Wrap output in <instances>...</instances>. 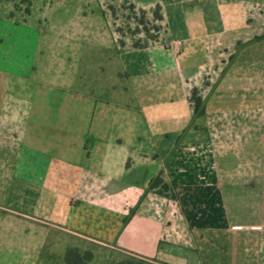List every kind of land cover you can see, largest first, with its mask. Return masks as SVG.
I'll return each mask as SVG.
<instances>
[{
  "label": "crops",
  "instance_id": "crops-1",
  "mask_svg": "<svg viewBox=\"0 0 264 264\" xmlns=\"http://www.w3.org/2000/svg\"><path fill=\"white\" fill-rule=\"evenodd\" d=\"M252 3L160 1L165 31L171 14L184 28L168 45L163 30L75 64L43 53L39 70L38 39L22 50L0 32V264H65L69 246L92 250L88 264H264V83L240 64L262 61ZM223 46L242 85L225 84ZM160 172L176 198L146 193Z\"/></svg>",
  "mask_w": 264,
  "mask_h": 264
},
{
  "label": "rangeland",
  "instance_id": "rangeland-1",
  "mask_svg": "<svg viewBox=\"0 0 264 264\" xmlns=\"http://www.w3.org/2000/svg\"><path fill=\"white\" fill-rule=\"evenodd\" d=\"M160 1L165 0H0V22L6 21V19L16 22L14 26L9 24L6 30L0 27V32L6 31L8 40L18 38L23 43L20 45L22 50L30 49L38 39L40 52L37 60L34 59L36 70L40 69L39 61L42 60L43 53L60 54L68 61L71 59V62L75 64L78 63V55L81 51L92 52L93 56L95 55L94 47L101 45L104 47L101 52L110 54L109 49L113 50L117 45L124 46L122 41H126L127 38H135L132 42V46L135 47V42L146 43L148 40L156 38L163 30L161 40L168 45L173 35L176 33L180 35L184 28L171 14L168 20V31H165L162 20L154 13ZM252 2L253 6L255 2L257 6L251 9L253 10L251 14L262 13L264 15V0H252ZM253 31L257 32V36L263 35L264 26L252 29ZM243 44L248 43H238L237 49L241 50ZM226 51L224 46L219 49L220 53ZM152 53L155 58V52ZM226 53L223 58L225 60L223 61L225 64L223 72H226L225 84L232 83L237 86L239 82L242 85V81L238 80V76L235 75V71L242 70L245 71L246 83H248L250 81L248 72L253 71L254 67L257 70H262L261 77L256 76V82L262 80L264 83V42L262 49L257 50V53L262 55V61L257 60L256 63L253 61L249 64L248 59H244L245 56H243L240 60V64L243 65L242 70L239 67L229 69L235 55L230 56L232 53L229 54L228 51ZM235 53L238 51L236 50ZM247 53L249 52L247 51ZM157 58L156 61L159 60ZM161 60L168 66L175 65L173 56ZM43 61L45 62L44 58ZM76 68V66L68 67L64 74H68V71L72 72ZM241 79H243V75ZM251 94L247 92V98H250ZM180 141L177 139L176 145ZM3 244L0 245L3 250L0 254L8 252L10 249ZM19 244L22 243L18 242L17 252L12 253V257L17 258L22 254ZM129 258H131L130 255L119 253L112 264Z\"/></svg>",
  "mask_w": 264,
  "mask_h": 264
},
{
  "label": "trees",
  "instance_id": "trees-1",
  "mask_svg": "<svg viewBox=\"0 0 264 264\" xmlns=\"http://www.w3.org/2000/svg\"><path fill=\"white\" fill-rule=\"evenodd\" d=\"M160 11H161V8L159 5H157L154 13L156 16H159L160 19L162 20V15ZM257 39H264V34L260 37H257ZM134 45L135 47H140L142 46V43L135 42ZM189 101L191 105L193 106V110H194L193 121L205 115L206 102H205V99H203L202 96L200 95V91L198 88L195 87L192 89L190 97H189ZM193 121H192V124H193ZM188 128L185 129L183 133L179 136L178 141H180L183 138ZM162 174L163 172H160L158 175H156L155 177L151 179L148 189L146 190V193L155 192L158 194L176 198V194L174 192L175 190L174 184H171L165 181L164 178L162 177ZM128 219H129V216L126 217L124 221H127ZM93 257H94V254L92 250H86V249H81L75 246H69L65 252L64 261H65V264H88L93 259ZM144 263L145 262L142 260H137L131 257L128 260L116 262L115 264H144Z\"/></svg>",
  "mask_w": 264,
  "mask_h": 264
},
{
  "label": "built area",
  "instance_id": "built-area-1",
  "mask_svg": "<svg viewBox=\"0 0 264 264\" xmlns=\"http://www.w3.org/2000/svg\"><path fill=\"white\" fill-rule=\"evenodd\" d=\"M257 228H258L259 230H261V231L263 232V234H264V227L258 226Z\"/></svg>",
  "mask_w": 264,
  "mask_h": 264
}]
</instances>
